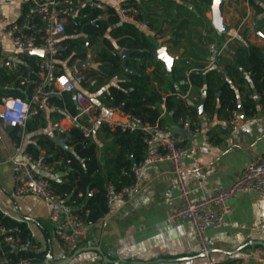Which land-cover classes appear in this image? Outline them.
Here are the masks:
<instances>
[{
    "label": "crops",
    "instance_id": "0c3cea01",
    "mask_svg": "<svg viewBox=\"0 0 264 264\" xmlns=\"http://www.w3.org/2000/svg\"><path fill=\"white\" fill-rule=\"evenodd\" d=\"M85 1L96 4L95 0ZM128 1L137 4L140 11L150 12L155 20L153 22L159 26L161 32L153 37L155 51L165 46L167 53L174 57V67L180 66L182 61L191 66L186 73L197 65L210 66L214 63L224 70L225 64L233 63L235 52L248 44L264 50V0L225 1L222 12L224 32L213 27L210 9L199 0ZM0 13L17 19L21 13L20 0H0ZM209 43L222 47L220 57L213 63H210ZM87 51L92 61L96 62L94 50ZM25 55L17 52L8 38L0 34V101L4 96H12L11 93L30 99L27 92L30 83L28 70L37 66L40 56L29 58ZM61 65L67 74L75 71L73 66H66L64 62ZM138 66L150 74L155 61L140 60ZM92 69L99 70V65L80 69L84 80L77 84V88L96 105L104 107L103 92L107 84L97 81L98 74L88 76ZM239 71L237 76L227 77L237 95V111L241 117L238 126L225 122L229 112L218 110V104L205 109L204 87L190 88L180 95L195 107L203 101V114L196 108L194 117L171 123L165 105H159L167 129L170 132L175 130L188 146L182 160L183 177L196 197L227 187L239 176L247 162L258 159L264 153V119L252 118L253 114L261 115L264 102L261 93L254 88L251 73L242 68ZM115 81L111 79L109 84ZM153 88L160 89L157 83L153 84ZM52 96L62 97L60 93L42 98L39 112L29 115L24 129L18 128L17 132L0 124V211L6 217L23 223L31 235L33 245L26 250L34 253L35 257L28 264H208L218 260L264 264V229L252 231L241 227L264 217V195L243 192L229 198L230 211L224 216L222 225L207 230L210 250L208 255H203L195 241L190 221L169 218L172 205L177 201L178 188L167 161L147 167L139 190L126 203L116 204L102 217L87 222L86 235L78 248L66 253L48 220V204L31 194L13 193L9 160L16 144L26 150L29 143L37 144L39 139L53 143L50 153L37 144L40 149L38 154L42 157H52L61 150H72L70 146L63 149L53 141L55 137L66 140V133L74 124L71 111L51 99ZM70 96L76 110L71 93ZM19 131L20 140L17 142ZM90 140L94 143L98 163V168L90 176L95 173L106 176L118 156L119 163L126 157L132 158L128 143L120 138L117 142L113 132L102 125L93 131ZM81 164L83 170L88 168L87 160H82ZM39 173L59 184L68 182L66 170L60 166L53 171L41 170ZM121 175L124 176L125 172L119 165V178ZM119 180L122 181V177ZM92 193L88 189L71 198L72 192H69L63 198V205L70 211H79ZM166 197L172 200L167 201Z\"/></svg>",
    "mask_w": 264,
    "mask_h": 264
},
{
    "label": "built area",
    "instance_id": "2783aa9c",
    "mask_svg": "<svg viewBox=\"0 0 264 264\" xmlns=\"http://www.w3.org/2000/svg\"><path fill=\"white\" fill-rule=\"evenodd\" d=\"M85 0H20L21 13L17 19H11L0 13V34L7 37L17 52L26 50H41L36 80L30 99L20 96H4L0 101V124L4 127H18L24 129L27 118L35 114L40 108L42 98L50 94L72 92L76 104V112L71 116L74 125L80 127L83 135L91 137L99 126L121 131H139L144 143L143 156L140 161L130 166L131 182L117 188L115 184L106 185L105 203L108 209L116 204L126 203L140 188L144 171L147 167L159 162L167 161L171 165L174 179L178 188L177 201L173 203L169 215L170 219H188L199 251L208 255L210 250L207 230L222 225L224 216L230 211L228 200L232 196L243 192H255L264 195V153L258 159L247 162L239 176L227 187L219 188L207 196L196 197L188 187L183 177L182 160L188 146L176 133L167 127L150 124L139 117L127 113L116 106L100 107L87 95L77 88V84L84 80L80 71L75 70L71 75L60 72L54 60V55L60 49V40L69 19L76 15ZM96 5L103 11L113 6L123 19L133 21L150 34L146 21L138 17L140 9L134 2L128 0H95ZM104 12L98 14L103 19ZM210 63L216 61L222 47L214 43L208 44ZM254 120L264 119V107L261 115H252ZM225 122L231 126H238L241 117L237 110L229 112ZM197 131L196 128H194ZM12 169V191L15 195L31 194L44 200L49 206L48 220L54 226L55 236L60 240L66 253H72L84 239L87 222L76 212L66 209L63 196L43 177L39 171H53L56 166L63 167L64 161L56 159L46 162L38 154L23 150L16 144L14 152L9 158ZM67 161V160H66ZM36 166V168H35ZM90 192H94L91 189ZM165 200H172L166 197ZM252 231L264 229V217L256 223L241 225ZM3 245L9 248L5 250ZM33 245L29 235L22 238L16 226L10 227L0 223V264H28L27 258L11 261L7 255L13 249H24ZM208 264H241L237 260L210 261Z\"/></svg>",
    "mask_w": 264,
    "mask_h": 264
},
{
    "label": "trees",
    "instance_id": "16d2710c",
    "mask_svg": "<svg viewBox=\"0 0 264 264\" xmlns=\"http://www.w3.org/2000/svg\"><path fill=\"white\" fill-rule=\"evenodd\" d=\"M199 1L209 8L211 0ZM102 12L105 14V19H98V14ZM138 17L146 21L149 28L153 30L152 35L135 22L123 19L115 7L110 5L103 11L96 4L84 1L83 6L79 8L76 15L71 17L65 25V31L60 40V49L53 57L60 72H64L61 68L63 62L66 66L72 67L76 60L86 58L88 49H93L94 60L99 63V70H90L88 76L98 74L97 81H104L103 84H107L103 92L104 105L121 107L122 111L131 113L142 121L150 124L158 123L163 127H167V123L160 113V103L165 105L171 123H175L178 119L192 118L196 115L195 105L180 98V95L190 88L199 89L204 87L205 109L218 104V110H227L228 112L237 110V95L227 77L237 76L240 68L251 73L254 88L261 93L264 102L263 49L252 44L238 49L234 54L233 63L225 64L224 70H220L216 66L218 64L214 63L210 66L197 65L186 73L187 70L191 69V66L182 61L180 66H173L170 73H167L163 64L155 59L156 45L153 37L161 32L159 26L153 22L155 20L148 11H140ZM123 48L133 50L131 56L134 58L126 62L128 70L122 67L120 51ZM25 56L34 58L36 54H26ZM145 59L155 61V67L150 74H147L138 66L139 61ZM36 70L37 66H33L31 70H28L30 83L27 85V92L29 98L37 77ZM78 71L81 72V70ZM238 78L240 81L243 80L242 77ZM111 79H116L114 84H109ZM154 83H157L161 90H154ZM70 93L62 92L61 98L52 96L51 99L57 100L73 115L76 110L71 103ZM11 94L16 96V93ZM38 112L37 110L35 114ZM27 123L28 118L25 127ZM17 129L18 127H13V131ZM109 130L113 132L117 142L120 138L128 143L132 158L126 157L124 161L119 163L118 156L116 164L108 171L106 176H101L99 173L90 176V173L98 168L94 143L91 142L90 137L87 138L83 135L77 125H73L66 133L65 141L72 148L71 151L61 150L52 157H43L46 162H52L56 159L64 161L62 168L66 170L68 182L59 184L50 179L48 180L63 198L69 192H72L71 198H75L78 192L84 193L85 190L94 189L83 209L76 211L86 222L95 221L108 211L105 203L106 185L113 183L117 188H120L130 183L132 179L129 172L130 166L140 161L143 156L144 143L139 131ZM20 134L21 131L17 134V142L20 140ZM37 144L40 145V148H46L49 153L53 147V143L44 142L41 139L37 141ZM37 144L29 143L26 150L37 156L40 150L37 148ZM82 160H87L89 164L86 170H83ZM119 165L125 172L124 176L121 175L122 181L119 180L121 178H119ZM0 223L5 226L18 227L22 238L29 236V232L23 223L6 217L1 211ZM3 248L8 250L9 247L3 245ZM7 255L13 262L20 258L30 260L35 257V254L26 250V248L13 249L8 251Z\"/></svg>",
    "mask_w": 264,
    "mask_h": 264
},
{
    "label": "water",
    "instance_id": "95a60500",
    "mask_svg": "<svg viewBox=\"0 0 264 264\" xmlns=\"http://www.w3.org/2000/svg\"><path fill=\"white\" fill-rule=\"evenodd\" d=\"M227 0H211L209 4V9L211 11V24L215 29H217L219 32H224L225 31V25L223 23V18H222V12H223V4ZM133 52L132 49L128 48H123L120 51L121 57H122V67L125 70H128L126 67V62L128 60L133 59L134 57L131 56V53ZM23 53L26 54H36L38 56H42L43 52L41 50H26ZM155 59L159 60L163 63L164 68L167 73H170L172 66H173V61L174 57L169 55L166 51L165 46H160L156 49L155 51ZM99 63L98 62H93L90 53L87 54L86 58L83 60H76L74 63V69L75 70H80L81 68H85L88 66H94L98 67ZM134 73H137L136 71H133ZM74 91L71 92L73 96ZM53 95V94H51ZM196 108L200 114L204 113V106H203V101H200L197 105ZM121 109V107H119ZM176 131L174 130L173 133ZM53 141L62 147L63 149H68V145L66 144L65 139L55 137L53 138ZM62 264V263H61ZM64 264V263H63Z\"/></svg>",
    "mask_w": 264,
    "mask_h": 264
}]
</instances>
